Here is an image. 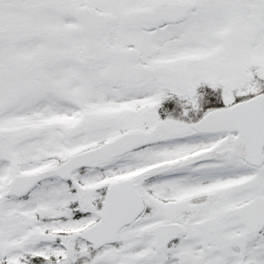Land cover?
Instances as JSON below:
<instances>
[{
    "label": "snow or ice",
    "instance_id": "6c2138e0",
    "mask_svg": "<svg viewBox=\"0 0 264 264\" xmlns=\"http://www.w3.org/2000/svg\"><path fill=\"white\" fill-rule=\"evenodd\" d=\"M0 264H264V0H0Z\"/></svg>",
    "mask_w": 264,
    "mask_h": 264
}]
</instances>
